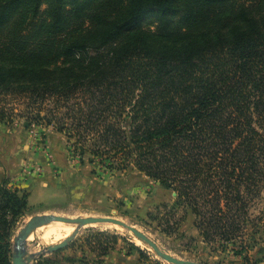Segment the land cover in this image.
<instances>
[{"label": "trees", "instance_id": "obj_1", "mask_svg": "<svg viewBox=\"0 0 264 264\" xmlns=\"http://www.w3.org/2000/svg\"><path fill=\"white\" fill-rule=\"evenodd\" d=\"M18 117L169 187L204 240L246 244L264 188V0H0V122ZM27 196L0 182V264Z\"/></svg>", "mask_w": 264, "mask_h": 264}, {"label": "rangeland", "instance_id": "obj_2", "mask_svg": "<svg viewBox=\"0 0 264 264\" xmlns=\"http://www.w3.org/2000/svg\"><path fill=\"white\" fill-rule=\"evenodd\" d=\"M38 177L47 178L49 189L63 194L48 203L29 206L17 218L10 230L11 264L14 239L37 215L111 216L148 234L158 247L178 259L198 264H264V188L262 196L249 207V231L253 233L246 244L204 240L193 213L178 203L175 191L161 182L131 168L110 170L88 153L76 151L65 135L52 126L29 123L19 117L12 123L0 122V182L17 188L20 194H28ZM54 221L59 222L47 224ZM47 224L36 228L43 229ZM71 224L76 231L68 238L27 237L25 259L30 258L29 264H106L104 257L110 254L108 264H173L120 225ZM134 239L141 244L137 245ZM64 240L67 244L63 248L43 252Z\"/></svg>", "mask_w": 264, "mask_h": 264}, {"label": "water", "instance_id": "obj_3", "mask_svg": "<svg viewBox=\"0 0 264 264\" xmlns=\"http://www.w3.org/2000/svg\"><path fill=\"white\" fill-rule=\"evenodd\" d=\"M58 220L64 222H71L76 224H93V223H101V222H112L114 224L120 225L134 233L136 237L140 240L147 243L150 247L154 249V251L164 260L173 263V264H198L192 261L178 259L176 257L171 256L166 251L162 250L155 241L148 238L143 232L137 230L132 225L128 224L124 220L119 218L111 217V216H100V217H79V218H66L62 216H54V215H37L33 216L21 229L18 236L14 239L12 245V264H29L30 258L25 259L26 252V239L29 236L30 232L36 227L47 224L50 221ZM67 244V240L60 242L56 246L47 247L43 252H53L58 249L63 248Z\"/></svg>", "mask_w": 264, "mask_h": 264}, {"label": "crops", "instance_id": "obj_4", "mask_svg": "<svg viewBox=\"0 0 264 264\" xmlns=\"http://www.w3.org/2000/svg\"><path fill=\"white\" fill-rule=\"evenodd\" d=\"M47 180H48L47 178H43V177L42 178L38 177V179H36L35 181L33 180V182H32L33 186L30 189V191L28 192V196H27V201H28L29 206L33 207L35 205H39L42 203H48L50 200L53 199V197H56V195L59 197L62 196V194H63L62 192H59L55 189L54 190L49 189L50 184H48ZM54 185H56V184H54ZM22 187H23V184H22ZM104 258L106 260L105 261L106 264H108L107 261H108V259L110 260V258H112V255L110 254Z\"/></svg>", "mask_w": 264, "mask_h": 264}, {"label": "bare ground", "instance_id": "obj_5", "mask_svg": "<svg viewBox=\"0 0 264 264\" xmlns=\"http://www.w3.org/2000/svg\"><path fill=\"white\" fill-rule=\"evenodd\" d=\"M55 222V221H54ZM112 224V222H109ZM114 224V223H113ZM48 225V224H47ZM77 225V224H76ZM117 225V224H115ZM43 227V226H42ZM42 227H40V230H37L39 228L33 229L29 236L28 239H32L34 237H41V238H46L49 235H53L56 236V238H58L59 240H61L62 238H68L70 237V235L76 231L75 229V225L71 224V223H66V222H55L51 225L48 226H44V228L42 229ZM135 228V227H134ZM147 236L152 240V238L147 234ZM54 238V237H53ZM58 240V242H59ZM47 241V240H46ZM135 243L137 245L141 244L140 241L138 239H134ZM156 243V242H155Z\"/></svg>", "mask_w": 264, "mask_h": 264}]
</instances>
